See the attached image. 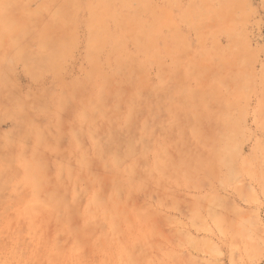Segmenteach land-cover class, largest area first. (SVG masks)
Segmentation results:
<instances>
[{"label":"rangeland","instance_id":"374dc122","mask_svg":"<svg viewBox=\"0 0 264 264\" xmlns=\"http://www.w3.org/2000/svg\"><path fill=\"white\" fill-rule=\"evenodd\" d=\"M0 264H264V0H0Z\"/></svg>","mask_w":264,"mask_h":264},{"label":"bare ground","instance_id":"6f19581e","mask_svg":"<svg viewBox=\"0 0 264 264\" xmlns=\"http://www.w3.org/2000/svg\"><path fill=\"white\" fill-rule=\"evenodd\" d=\"M182 101V100H181ZM183 103V102H182Z\"/></svg>","mask_w":264,"mask_h":264}]
</instances>
